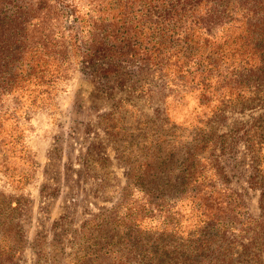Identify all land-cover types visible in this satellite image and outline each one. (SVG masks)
I'll return each mask as SVG.
<instances>
[{
  "label": "trees",
  "instance_id": "1",
  "mask_svg": "<svg viewBox=\"0 0 264 264\" xmlns=\"http://www.w3.org/2000/svg\"><path fill=\"white\" fill-rule=\"evenodd\" d=\"M129 65L147 92L160 81L169 103L196 92L192 129L164 120L132 162L114 216L88 222L98 231L110 223L114 235L90 238L66 264H200L197 249L212 248L213 238H241L264 221V212H245L243 228L235 220L239 193L206 132L264 80V0H0V171L16 190L32 181L29 123L77 70L102 68L123 84ZM21 210L20 196L0 191V264H16L25 247ZM219 254L202 264L257 262L233 249Z\"/></svg>",
  "mask_w": 264,
  "mask_h": 264
},
{
  "label": "rangeland",
  "instance_id": "2",
  "mask_svg": "<svg viewBox=\"0 0 264 264\" xmlns=\"http://www.w3.org/2000/svg\"><path fill=\"white\" fill-rule=\"evenodd\" d=\"M129 69L131 74L123 84L107 79L102 68L77 70L66 81L65 91L57 95L56 104L33 114L26 144L38 163L34 178L16 190L0 171V191L22 199L18 221L25 247L16 264H66L79 247L89 245L90 238H111L113 225L108 223L107 229L98 231L88 222L97 214L114 216L112 209L130 183L132 162L142 156L139 151L151 144L167 117L188 132L192 129L189 120L196 111L195 91L180 102L169 103L168 97L165 101L168 90L160 81H153L147 92L140 69L134 65ZM261 82L252 98L223 110L206 130L215 137L214 153L228 186L239 193L236 210L241 216L234 218L242 228L245 212L255 219L264 212ZM243 233L241 238L232 232L228 238H213L207 251L197 249L200 264L202 256L215 259L225 249L257 255L255 264H264V221ZM217 244L225 247L218 251Z\"/></svg>",
  "mask_w": 264,
  "mask_h": 264
}]
</instances>
